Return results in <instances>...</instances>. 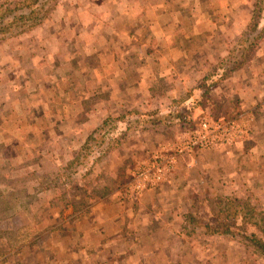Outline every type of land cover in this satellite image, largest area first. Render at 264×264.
<instances>
[{
    "label": "rangeland",
    "instance_id": "1",
    "mask_svg": "<svg viewBox=\"0 0 264 264\" xmlns=\"http://www.w3.org/2000/svg\"><path fill=\"white\" fill-rule=\"evenodd\" d=\"M14 1L18 0H0V5ZM76 7L73 0H58L55 4L52 0H41L39 7L35 4L32 8L40 10V14L44 13V8H50L49 14L44 22L35 26L31 24L38 20L29 14L31 8L25 4L12 13L0 8V14L6 17L21 14L27 19L26 28L20 26V31L15 24L8 34H3L4 40H0V264H134L126 260L128 255L119 254L110 247L91 251L82 240L81 223L94 219L95 214L105 213L110 217L114 213L121 215L122 211L124 220L159 216L160 210L154 213L134 208L136 199L143 193L140 187L158 185L170 187L167 194L174 192L177 203L174 211H164V216L179 217L183 222L182 232L194 242L184 251L185 257L189 258L184 264H193L194 258L204 252H210L207 264H264V256L255 251L250 240L248 244L240 217L231 219V232L226 235L207 233L203 224L192 223L193 218L212 220L222 207L229 208L228 213H232L233 207L237 206L231 201L235 200L243 203L249 199L264 208V197L257 194L253 174H230L235 171L231 169L228 174H219V162L209 168L210 174H206L203 170L206 162L199 158L201 152H217L252 136L255 114L242 106L234 78L242 71H252L250 66L254 57L250 64L216 86L206 105L203 101L197 103L199 94L187 99L183 97L211 68L183 92H177L173 85L171 90L176 96L164 98L155 107L148 102L144 106L134 105L148 113L160 110L152 116L156 123L145 124L143 118L136 129L121 127L125 131L117 137L126 135L120 142L122 147L103 155H97L96 148L89 149V154L84 156L86 150L79 145L80 114L76 101L80 99L77 100L75 89L69 85L78 83L80 93V59L67 61L62 49L59 51L49 45L56 41V30L62 28L69 30L66 37L70 40L66 43L69 48H64V52L69 53L71 47L80 45V29L74 28L80 21L72 20L71 23L65 18L67 10L73 11ZM59 11L64 17L59 16ZM46 28H54L47 39L49 44H43L44 35L36 33ZM18 30L20 34H17ZM58 42L63 47L62 41ZM163 84L166 82L159 80L152 83L151 88ZM174 101L178 104H174L172 110L180 111L181 115L172 119L168 105ZM188 111L191 112L188 114ZM185 114H188L186 121L180 118ZM109 117L111 115L104 120ZM205 119L218 124L221 120L230 123L229 132L224 137L218 130L210 136L221 139L218 145L197 148L190 141L205 134L200 132ZM68 120L75 128L70 135L63 129ZM100 132L98 139L102 137L103 132ZM74 136L79 139L77 143ZM112 136H116L115 131ZM64 138H67L66 144L62 145ZM70 151H75L74 155L67 156ZM94 157L98 158L95 163ZM162 158L169 162L162 163ZM229 159L231 166L236 164L232 157ZM124 203L129 205L127 212L123 210ZM98 206L100 209L94 211L93 208ZM140 230L132 232L134 239ZM246 230L253 231L251 227ZM154 255L146 253L143 260L135 264H163L160 257Z\"/></svg>",
    "mask_w": 264,
    "mask_h": 264
},
{
    "label": "crops",
    "instance_id": "2",
    "mask_svg": "<svg viewBox=\"0 0 264 264\" xmlns=\"http://www.w3.org/2000/svg\"><path fill=\"white\" fill-rule=\"evenodd\" d=\"M73 1H76L77 7L73 11L67 10L65 18H69L71 23L72 20L80 21L79 26H74L80 29V45L71 47L69 53L64 52V48H69L66 43L70 42L66 37L69 32L66 28L56 30L58 33L55 32L56 41L53 44H49L47 39L52 36L54 28L37 30L36 33L44 35L41 39L43 44L53 45L59 51L62 49L65 60L80 59V93L78 83L69 85L75 89L77 100L80 99L76 102L80 114L78 144L82 147L87 135L106 116L123 112L134 105L144 106L147 102L155 107L164 98L176 96L171 90L173 85L177 92L193 86L208 68L228 54L246 32L261 0ZM58 14L64 17L61 11ZM59 40L63 47L58 45ZM250 68L252 71H242L234 80L236 92L243 100L242 106L255 114L252 136L232 146H224L217 152H201L199 158L206 162L207 166L203 168L206 174H210L209 168L218 162L219 174H228L229 169L235 170L230 174H253L257 194L264 197V40ZM159 80L166 84L151 88L152 83ZM228 88L229 85L226 90ZM71 125L68 120L63 126L68 135L75 129ZM76 138L74 136L77 143L79 139ZM66 140L64 138L62 145L66 144ZM73 145L76 146L75 143ZM74 153L70 151L67 156ZM229 157L236 160V164L231 166ZM59 159L61 161L62 156ZM165 181L168 183V179ZM167 188L170 187H143V193L136 199L134 208H140L138 211L144 209L155 213L160 210L159 216L134 221L127 213L124 215L128 218L124 220L121 216L123 211L121 215L114 213L110 217H106L105 213L95 214L92 216L94 219L81 223L82 240L91 247V251L110 247L119 254L128 255L126 260L134 264L143 260L146 253H154L163 264L186 263L189 258L185 257L184 251L194 242H190L188 235L182 232L183 222L179 217L164 216V211L173 212L177 206L174 192L167 194ZM127 206L124 203L123 210L126 212ZM98 209L99 206L93 208L94 211ZM137 229L141 230L134 239L132 232ZM207 254L204 252L194 260L197 264H207L210 258Z\"/></svg>",
    "mask_w": 264,
    "mask_h": 264
},
{
    "label": "trees",
    "instance_id": "3",
    "mask_svg": "<svg viewBox=\"0 0 264 264\" xmlns=\"http://www.w3.org/2000/svg\"><path fill=\"white\" fill-rule=\"evenodd\" d=\"M39 1L41 0H18L8 4L3 3L2 5H0V8L4 10V12L6 11V13H12L15 10L17 11V8L21 4H25L27 7L31 8L29 14L33 15L38 20H36V23L31 24V26H35L41 21L44 22L45 18H47L46 16L49 14L50 9L44 8V13L40 14V10L32 8V6L35 4H37V7H39ZM52 1L53 4L58 2V0ZM263 1L264 0H261L260 3H258L256 11L249 20L246 32L240 37V39H238V41H236L228 54L221 60H219L215 65H213L211 67V70L204 75L202 80L196 86L192 87L187 93H185L183 97L184 99H187L191 96L196 97L199 94V96L196 98L198 99L197 103L199 104L201 103L200 101H203L204 104H202L206 105L207 100L210 98V92H212V90H214L216 86L218 87L222 85L224 81L232 76L236 71H238L245 65L250 64L252 58L256 53V50L264 40V18L262 17V11L264 10ZM3 6L7 7L2 8ZM18 21L19 23H17ZM26 22V17L21 14H18V16H14L13 18L6 17V15L0 14V40H4L3 34H8V31L15 27V24H18L17 29L22 31V29L27 27L25 26ZM20 26L24 27L21 29ZM19 30L17 34L21 33L19 32ZM174 104H178V102L174 101L168 105V109L170 111H168V113L172 116V119H175V117L179 118V116L181 115L180 111L172 110ZM159 112L160 110L148 113L132 107L126 109L123 112L111 115V117L104 120L101 126H98L94 131L90 133L87 141L82 146L83 150H86V153L84 152V156H87L89 154V151H92L94 148H96L97 150H95L97 155H103L105 152L109 153L117 150L118 148L122 147L123 144L121 145L120 142L122 143V138L126 136L124 135L118 138L117 134L127 129L131 130L132 128H138L140 125L139 121H141L143 118L145 124L156 123L152 120V116L159 114ZM177 112L180 114L178 115ZM189 112L191 111H188V114ZM188 114H185V116H181L180 118L186 121V119H188L186 117ZM136 116L138 118H135ZM172 122L173 121H170V123ZM108 124L112 125L106 128ZM121 127H125L126 129L124 130ZM152 128L153 127H151L150 129ZM144 129L149 128L145 127ZM100 131H102L103 133L102 137L98 139V136L101 133ZM114 131L116 135L115 137L112 136V134H114ZM107 138H110V140L107 141ZM95 157L93 163H95V160L98 159H96ZM241 202L242 201L237 200L231 201L234 206H237L233 207L232 213H228L230 211L229 208L222 207L218 211V213H215L212 220L209 219L203 221L201 219L196 220L197 218H193L192 223L195 222V225L203 224L206 228L207 233L226 235L231 232V228L233 225L231 223V219H239L240 217L242 219L241 225L243 227V231H246L248 242L250 240L255 248V251L261 256H264V208L259 205L253 204L249 199L243 201V203ZM247 227H251L253 231L249 233V231L246 230ZM250 242L248 244H250Z\"/></svg>",
    "mask_w": 264,
    "mask_h": 264
},
{
    "label": "built area",
    "instance_id": "4",
    "mask_svg": "<svg viewBox=\"0 0 264 264\" xmlns=\"http://www.w3.org/2000/svg\"><path fill=\"white\" fill-rule=\"evenodd\" d=\"M229 125H230V123H224L222 120L218 124V122H214V121H210V120L205 119L201 123V126H200V132L205 133V134L203 136L202 135L195 136L194 140H191L190 142L193 146H196L197 148L208 147V146H212V145H218V142L221 139H216L215 137L213 138L210 136L213 135L214 133H216L218 130H220V133H223L224 137L227 136V132H229ZM166 162H169V161H166L165 159L162 158V163H166ZM141 175L143 176L144 174H141ZM160 178L161 177H158V179H160ZM143 187H145V186H143ZM143 187H140L139 189H141ZM133 192H135L134 188H133Z\"/></svg>",
    "mask_w": 264,
    "mask_h": 264
}]
</instances>
